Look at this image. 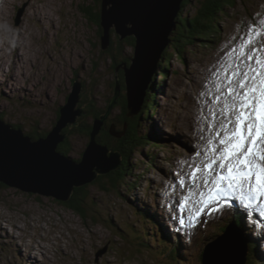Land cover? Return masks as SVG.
<instances>
[{
    "label": "rangeland",
    "instance_id": "rangeland-1",
    "mask_svg": "<svg viewBox=\"0 0 264 264\" xmlns=\"http://www.w3.org/2000/svg\"><path fill=\"white\" fill-rule=\"evenodd\" d=\"M184 1L176 24L178 16L193 17L200 2L189 0L183 8ZM87 7L99 11L102 6L98 0H0V114L32 137L46 134L56 125L74 80L83 83L81 101L86 99L92 104L88 107L81 102L83 114L78 118L82 116L81 120L92 126L95 117L90 109L98 111L108 106L117 77L122 80L124 66L133 63L135 46L131 37L135 36L120 41L113 26L112 46L103 49L104 32L100 35L98 25L85 14L83 9ZM219 16L218 33L207 41L193 38L195 42L187 44L183 59L171 48L173 32L168 35L165 49L171 65L163 71L160 57L153 73L156 80L153 83L152 76L149 84L156 104L142 127V132L152 135L153 140L134 151L133 167L126 182L117 188L108 181L93 184L95 180L80 186H85L87 219L52 196L0 182V264H203L204 243L215 242L225 233V225H234L228 218L233 214V205L240 201L231 199L223 211L205 209L191 220L190 211L181 213L177 202L189 188L197 195L202 191L197 185H203V165L208 162L206 157L213 155L209 149L222 147L216 135L219 123L213 113L225 101L215 99L218 93L209 81L215 80L219 86L221 80L212 73L221 66L228 38L243 36L246 29L242 22L264 19V0H235L232 5L226 4ZM110 111L117 120L122 118L120 105L114 104ZM80 122L78 119L67 126V156L76 162L81 160L92 132L81 128ZM112 126L105 130L103 122L97 137L102 132L114 135ZM180 177L184 179L183 187L179 186ZM148 216L159 225L146 220ZM173 216H183L185 224L180 225ZM168 222L170 230H177L183 240L168 234ZM256 227L252 229L258 236ZM260 227L264 230V221ZM157 229L167 236V247L161 245L164 238L156 234ZM239 232L248 245L247 233ZM188 235L191 245H187ZM261 239L264 250L263 236ZM172 245L179 251L170 254Z\"/></svg>",
    "mask_w": 264,
    "mask_h": 264
},
{
    "label": "water",
    "instance_id": "water-1",
    "mask_svg": "<svg viewBox=\"0 0 264 264\" xmlns=\"http://www.w3.org/2000/svg\"><path fill=\"white\" fill-rule=\"evenodd\" d=\"M183 1L103 0V49L111 45L113 26L121 40L132 35L136 37L133 63L124 66L130 115H138L143 107L150 80L168 43V35L176 27L175 19ZM82 90L83 83L74 80L67 102L60 108V117L46 136L33 138L0 114L1 183L65 202L70 200L75 187L93 182L100 174H108L121 165L120 153L110 152L97 137L103 122L111 114L110 109L121 95L118 77L106 114L94 119L91 140L81 160L76 162L59 151V144L67 137L64 129L70 123L76 124L77 118L83 114V109L78 107ZM112 133L121 135L115 131L114 125ZM236 228L227 225L222 236L206 245L203 264H246L248 245Z\"/></svg>",
    "mask_w": 264,
    "mask_h": 264
},
{
    "label": "snow or ice",
    "instance_id": "snow-or-ice-1",
    "mask_svg": "<svg viewBox=\"0 0 264 264\" xmlns=\"http://www.w3.org/2000/svg\"><path fill=\"white\" fill-rule=\"evenodd\" d=\"M242 24L246 29L243 36L228 38L221 66L212 73L221 83L217 86L215 80L209 81L218 93L215 99L225 101L219 113H213L219 123L216 135L222 147L210 148L213 155L207 156L208 162L203 165V185L198 187H207L209 183L212 187L207 193L199 192L198 199L189 188L188 194L177 202L181 212L191 209L190 220L205 209L223 211L231 199H238L244 208L258 209L264 215V19ZM195 179L193 172L192 180ZM179 186H184L183 177L179 178ZM173 220L185 224L183 216H173Z\"/></svg>",
    "mask_w": 264,
    "mask_h": 264
},
{
    "label": "trees",
    "instance_id": "trees-1",
    "mask_svg": "<svg viewBox=\"0 0 264 264\" xmlns=\"http://www.w3.org/2000/svg\"><path fill=\"white\" fill-rule=\"evenodd\" d=\"M98 1L101 2V6H102V0H98ZM188 1L189 0L184 1L183 8L188 3ZM234 2L235 0H200L199 6H197L193 17L178 16L177 24H176V28L178 29V32L176 31L177 30L176 29L175 31H173V35L170 36L171 48L176 50L178 53V56L181 57V59H183L184 50L186 49L187 44L195 42L193 41V38L197 36L199 39L207 41L206 39H209L210 37L216 35V33H218L217 19L220 18L219 15H223L224 6L226 4L232 5L234 4ZM95 7H87L83 10L85 14L89 17L90 21L95 22L98 25L99 33L101 35L103 33V27L101 25L102 7H100L99 11H96ZM112 32L113 31L111 30V35H112ZM174 33L176 35H174ZM131 38L133 40V45L135 46L136 39L135 37H131ZM131 38L127 37L126 41H130ZM120 41L122 40L120 39ZM119 44H121V42H119ZM167 51H168V48H166L161 55V58H163L164 64L160 66L163 71L165 69L167 70L168 66L171 65V61H172L171 56L169 57L166 55ZM155 80H156L155 76H153V80H152L153 83ZM153 83H151V85H153ZM121 90L125 91V93L121 92V95L118 98V101L116 104L120 105L121 107L122 118L117 120L113 116V113H111L108 116V118L104 121V128H103L107 130L111 125H114L117 129V132H120L121 135L120 137H118L116 135H110V133L108 132H102L98 137L99 142L108 146L110 152L116 151L121 154V165L117 169L111 171L108 174H100L96 178V180L93 182V184H100L102 182L107 183L108 181L111 183L113 188H117L124 181L126 182V179L130 173V170L133 167L131 163V158L133 156L134 151L139 150V148L142 145H146V144L149 145L150 143H147V142H151L153 140L152 135H149L146 132L144 133L142 132V127H143L144 121L147 120L149 118L150 113L154 111V107L156 104V100L153 95V88L150 86L147 89L145 102L143 104V107L140 113L138 115H130L128 100H127V87H126V81H125L124 76L122 77V80H121ZM81 102L87 104L88 107L92 106V104L90 103L91 101H88L86 99ZM78 107H81L83 109V106L81 104H79ZM107 107L104 109L98 110V111L97 110L94 111V109L91 108L90 112L93 113L95 119H99L106 114ZM81 118L82 116L78 118L81 121L80 123H82L81 128H86L87 130H90L91 132V130H93V125L92 126L88 125V123L81 120ZM117 123H119L120 127H117ZM16 127H21V126L16 125ZM69 130L70 129L68 127L64 129V132L67 133V137L58 146L59 151L65 155H68V153L70 152V149H69L70 145H69V138H68ZM47 133L37 134L36 136L33 135V137L37 138L41 136H46ZM84 187H75L70 200L62 202V203L68 205L72 210L77 212L84 219H87L88 212L85 209L86 207L83 204L85 201ZM235 215L238 216L237 213L234 214V217ZM240 217L238 216L237 221L235 220L237 223H241V222H238V219H240ZM148 219L152 220L150 216H148L146 220ZM241 226L244 227V223H241ZM223 230L225 231V228ZM246 238L249 242L246 264H257L256 255L259 251L258 247L256 244H254V242L249 238L248 235ZM173 252H176V251L173 249L169 253L173 254ZM171 256H172L171 259H173V255Z\"/></svg>",
    "mask_w": 264,
    "mask_h": 264
},
{
    "label": "bare ground",
    "instance_id": "bare-ground-1",
    "mask_svg": "<svg viewBox=\"0 0 264 264\" xmlns=\"http://www.w3.org/2000/svg\"><path fill=\"white\" fill-rule=\"evenodd\" d=\"M45 16V15H44ZM43 17V16H42ZM167 42H169V38L167 39ZM168 44V43H167ZM155 72H156V70H155ZM219 113V110H217V114ZM77 120H78V118H77ZM197 125V124H196ZM88 146V145H87ZM201 158H203L202 156L200 157V160H202ZM215 168H216V165H213ZM195 169H190L189 170V172H192V171H194ZM202 178H204V176H202ZM202 184H203V180H202ZM197 185V184H196ZM197 186H200V185H197ZM212 187V185H211V183H209V188H211ZM201 188V190L203 191V192H205V193H207V190H208V187L206 188V187H200ZM185 195H187V194H185ZM197 199L199 198V196L197 195V197H196ZM250 209H244V211L245 212H247L246 213V218L244 219V223H247L248 221H249V219H250V214H249V211ZM188 211H191V209H188ZM181 213H183V212H181ZM204 213V212H203ZM234 220H237V218H238V216L237 215H235V217L233 216L232 217ZM252 220V219H251ZM172 222V221H171ZM178 223V222H177ZM176 222H175V224H177ZM166 226H169V228H168V230H170V225H169V222L166 224ZM17 227H19V226H17ZM257 228V227H256ZM258 236H255V234L253 235V236H251V239H252V241L254 242V244H256L257 245V247H258V250H259V248L261 249V252H259L258 253V259L259 260H261L262 259V257H263V255H264V250H263V245H262V239H261V237L263 236V238H264V234H262L263 232H264V230L258 225ZM171 231V230H170ZM170 231H168V234H170ZM174 235H175V238L178 240V241H180V239L181 240H183L182 239V237H180V236H178V234H177V230H172V236L174 237ZM192 244V239H191V236H189L188 235V242H187V245H191ZM264 244V243H263ZM181 261V260H180Z\"/></svg>",
    "mask_w": 264,
    "mask_h": 264
}]
</instances>
